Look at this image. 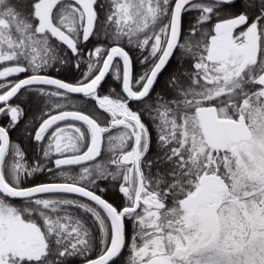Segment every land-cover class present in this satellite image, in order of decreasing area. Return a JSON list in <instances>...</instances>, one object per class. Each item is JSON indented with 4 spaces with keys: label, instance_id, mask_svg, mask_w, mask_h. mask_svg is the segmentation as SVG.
Instances as JSON below:
<instances>
[{
    "label": "snow or ice",
    "instance_id": "obj_1",
    "mask_svg": "<svg viewBox=\"0 0 264 264\" xmlns=\"http://www.w3.org/2000/svg\"><path fill=\"white\" fill-rule=\"evenodd\" d=\"M0 264H264V0H0Z\"/></svg>",
    "mask_w": 264,
    "mask_h": 264
}]
</instances>
